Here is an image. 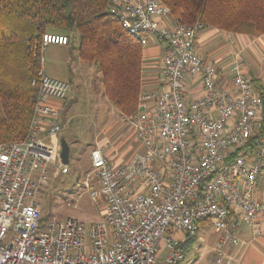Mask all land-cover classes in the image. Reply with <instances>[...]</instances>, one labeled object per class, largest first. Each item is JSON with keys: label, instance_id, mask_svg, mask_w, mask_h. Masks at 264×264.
<instances>
[{"label": "built area", "instance_id": "obj_1", "mask_svg": "<svg viewBox=\"0 0 264 264\" xmlns=\"http://www.w3.org/2000/svg\"><path fill=\"white\" fill-rule=\"evenodd\" d=\"M108 9L143 46L165 43L159 87L141 90L131 119L145 151L115 164L102 147L91 150L85 184L97 181L90 196L103 203L98 221L87 227L75 216H44L36 196L60 157L62 130L52 100L66 99L70 82L46 74L41 57L28 134L0 142V264H182L175 234L197 236L204 220L218 233L214 263L234 264L227 249L242 243L239 221L262 232L264 201L255 188L264 170V97L240 63L233 91L218 83L215 66L197 51L201 20H175L161 0H109ZM68 42L45 33L42 50ZM198 79L202 95L190 97Z\"/></svg>", "mask_w": 264, "mask_h": 264}, {"label": "trees", "instance_id": "obj_2", "mask_svg": "<svg viewBox=\"0 0 264 264\" xmlns=\"http://www.w3.org/2000/svg\"><path fill=\"white\" fill-rule=\"evenodd\" d=\"M161 1L175 20L189 25L201 20L227 32L264 33V0ZM108 5L109 0H0V142L21 141L28 134L37 98L32 80L41 66L45 33L70 38L76 31L80 57L98 65L108 98L123 115L137 112L144 46ZM252 82L264 97V88ZM194 237L187 235L183 250Z\"/></svg>", "mask_w": 264, "mask_h": 264}, {"label": "rangeland", "instance_id": "obj_3", "mask_svg": "<svg viewBox=\"0 0 264 264\" xmlns=\"http://www.w3.org/2000/svg\"><path fill=\"white\" fill-rule=\"evenodd\" d=\"M71 39L74 41L73 47L57 48L54 45L45 47L42 55L40 52V62L42 57L44 65L46 62V65L56 72H63L66 75L65 79L72 80L68 104L62 108L61 120L65 124L63 135L69 145L73 146L77 157L72 158L67 164L70 171L66 174L60 171L58 164L50 165L49 183L42 187L36 198L41 203L44 216H75L88 227L100 219L103 209V203L94 201L90 196L97 181L93 179L91 182L93 185L89 187L85 184L88 172L91 170L88 150L94 138L110 135L112 140L118 138L122 132L117 141L118 145L122 142L128 145L126 147L131 146L133 152L144 151L131 129V119L135 114L123 115L113 104L105 94L103 76L98 65L81 59L76 31L72 32ZM164 45L165 43L152 39L144 46V54L150 57V60L161 58ZM52 57H64L67 63L58 64L55 59H51ZM243 58L246 64L251 61L248 60L249 53L243 55ZM71 71L78 76L71 78L69 74ZM143 85L142 82L141 90L144 89ZM60 160L58 159L57 163ZM200 228L199 234L189 245L186 259L182 264H215L216 253L211 247L217 238V233L208 222L201 223ZM182 236L184 239L187 238L184 232H176V238ZM161 248H164L163 241Z\"/></svg>", "mask_w": 264, "mask_h": 264}, {"label": "crops", "instance_id": "obj_4", "mask_svg": "<svg viewBox=\"0 0 264 264\" xmlns=\"http://www.w3.org/2000/svg\"><path fill=\"white\" fill-rule=\"evenodd\" d=\"M56 34H60V33H56ZM49 45H54L57 48L73 47L74 41L70 37L69 42L67 44L51 43ZM196 47L200 55L203 58L210 61L215 66L216 71L218 73V83L221 86L227 88L229 91L234 90L233 77L235 75L234 68L237 63L241 64L242 71L251 80V82L254 80L260 87L264 88V34L251 36L245 33L227 32L217 27L205 26L198 34L196 40ZM164 48L165 46L162 48V55ZM246 53L250 54V58L248 60L251 61L249 62V64H246L243 58V55H245ZM144 58H145V67L143 68L142 71L143 84H144L143 86L146 90L157 89L159 87V75H160L159 64L162 56L161 58L155 60H150V57H146V55L144 56ZM51 59H55V61H57L56 63L58 64L67 63V59L64 57H56V58L52 57ZM44 71L49 76L67 80L64 78L66 77V75L63 72L61 73L56 72L52 67L46 65V62L44 65ZM69 74L71 78H73L74 76H78V74L74 73V71H71ZM59 76H62L63 78H60ZM67 81L70 82V90H71L72 80H67ZM253 86L257 89V87L254 84ZM202 92H203V88L199 79L190 83V88H189L190 97H195V98L200 97L202 95ZM68 95L66 99L61 101L54 99L52 100V103L55 104L60 110L59 119L62 125V130L57 136V140L59 142L61 137H65L63 135L65 124L61 120V115H62V108L68 104ZM119 114L121 115V113ZM121 134L122 132H120L118 138L112 140L110 135L108 137L97 136L96 138H94V142L93 144H91V147L88 150L90 169H91L90 153L91 150L96 146L102 147L104 153L115 164H120L124 161L129 160L138 151L136 150L133 152L132 151L133 149L131 150L130 145H129L130 147H126L128 145H125L122 142L120 143L121 145H118L117 141L120 138ZM48 140L53 141L54 139H48ZM143 151H145L144 146H143ZM76 155L77 154L75 153L73 146L70 145V160L72 158L77 157ZM58 159H60V157L57 158L56 160V164H58L59 166L63 163L61 160L59 163H57ZM255 196L264 201V170L260 174L257 180V184L255 188ZM260 223H261L262 232L259 235H254L252 233L251 227L244 224L242 221H239V236L242 240V243L240 246L237 247L231 246L227 249V252L230 254V256L234 258L233 261L234 264H264V213L261 214L260 216ZM217 238H218V233H217ZM217 238L213 242V245L211 247L212 250H214ZM179 239L183 240L184 242L186 240V237L184 239V237L182 236ZM184 252L186 254L187 250L186 251L184 250Z\"/></svg>", "mask_w": 264, "mask_h": 264}, {"label": "water", "instance_id": "obj_5", "mask_svg": "<svg viewBox=\"0 0 264 264\" xmlns=\"http://www.w3.org/2000/svg\"><path fill=\"white\" fill-rule=\"evenodd\" d=\"M60 159L63 164H68L70 161V145L65 137L60 138Z\"/></svg>", "mask_w": 264, "mask_h": 264}]
</instances>
